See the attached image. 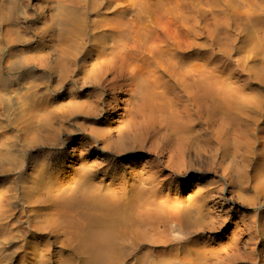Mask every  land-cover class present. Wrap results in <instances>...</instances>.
Returning a JSON list of instances; mask_svg holds the SVG:
<instances>
[{"label":"bare ground","instance_id":"obj_1","mask_svg":"<svg viewBox=\"0 0 264 264\" xmlns=\"http://www.w3.org/2000/svg\"><path fill=\"white\" fill-rule=\"evenodd\" d=\"M50 10L41 65L46 83L41 94L35 85L23 95L29 105L17 130L22 139L52 144L56 132L71 133L66 124L73 121L86 136L68 152L71 174L47 153L29 185L9 182L0 190V264H194L192 235L212 229L221 211L218 202L207 204L221 189L209 181L216 186L204 195L170 193L193 186L189 179L177 182L193 169L192 152L199 163L205 156L198 170L223 176L264 156V0H54ZM8 36L4 30L0 41L9 43ZM194 58L199 63L189 64ZM4 82L0 69V116L16 94ZM124 93L125 100L118 96ZM120 110L131 127L116 138L92 125ZM0 137L6 138L1 121ZM91 139L102 145L94 151L113 155L149 141L158 156L140 170L134 153L121 166L89 163L91 151L81 148ZM159 140L169 147L161 150ZM9 159L0 154V172L14 166ZM18 197L31 207L26 221L11 209ZM24 235L30 239L11 250ZM251 254L245 255L253 260ZM236 256L242 258L231 252Z\"/></svg>","mask_w":264,"mask_h":264},{"label":"rangeland","instance_id":"obj_2","mask_svg":"<svg viewBox=\"0 0 264 264\" xmlns=\"http://www.w3.org/2000/svg\"><path fill=\"white\" fill-rule=\"evenodd\" d=\"M54 0H0V34L4 30L9 31V43L0 41V69L5 78V85L9 83L8 89L15 90L16 94L13 98L11 109L0 116V121L5 130L6 138L0 137V154H6L10 159H14V166L7 163V172H0V190L9 187V182L14 183L16 188L24 183L30 184L32 171L36 168L37 163L42 162L48 154H52V162H60L61 172L68 174L71 172L68 163V152L71 145L78 142L83 136H86L83 128H72L70 125L73 121H69L66 125L71 130L55 133V141L47 144H37L33 142L32 137L22 139L17 130L19 116L25 112L26 106L29 105L28 93L33 90V86H37V92L41 94L46 83V74L41 67L44 65V55L46 52V32L50 24V7ZM212 9H218L220 4L205 5ZM90 20H97V17L91 16ZM234 35L235 31H231ZM92 46L89 44L87 47ZM198 50L194 49L190 55L196 54ZM209 52L205 50V58ZM232 61L239 58L237 55L231 56ZM199 60L194 58L189 64L196 65ZM12 65H26L20 69L12 70ZM36 89V88H34ZM87 92L86 89L81 94ZM27 95V96H23ZM119 98L125 100L126 93L118 95ZM21 113V114H20ZM20 114V115H19ZM142 110H138V116L142 119ZM15 118L16 125L12 123ZM17 119V121H16ZM94 128L109 131V135L114 139L119 130L124 127H131V123L126 118L125 113L120 110L115 115H101L97 118ZM42 137L46 134L45 127ZM41 132V131H40ZM27 137V136H26ZM90 144H85L83 148L91 151L89 163H95L102 159L113 162L116 166L128 163L127 158L131 153L136 155L134 158L137 162L136 170H140L142 163L146 160L156 158L157 151L150 150L149 141L145 142L142 149L127 151L121 155H113L111 152L94 151L102 145L100 142H94L91 139ZM160 149L169 147L163 140H159ZM80 149V150H81ZM195 162L192 170L178 176L177 182L187 179L193 181L192 187L180 185L176 191H172L170 196L186 199L199 192L204 195L208 188L215 185H209V181L218 182V188L221 191L214 193L209 199L207 206L211 208L214 203L218 202V211L221 213L217 216L213 215L212 229L199 231L192 236L194 243L191 245L194 264H262L264 254V156H255L254 160L241 171L240 174L226 175L216 169L210 173L205 172L202 166L198 170V164L205 163L204 154L201 163L197 162V154L190 153ZM131 158V157H130ZM167 154L165 152L159 155V159L165 161ZM124 160V161H123ZM65 163V165H63ZM75 164H78L77 162ZM74 166L76 167L77 165ZM203 165V164H202ZM36 170V169H35ZM71 174V173H70ZM164 172L161 176L168 175ZM99 178L102 176L98 174ZM22 179V182H20ZM97 181V180H96ZM108 182V180L106 181ZM176 193V194H174ZM238 196L241 198L239 199ZM223 199V200H222ZM11 209L18 218L26 221L31 213V207L26 205L24 201L18 197L11 202ZM221 204V205H220ZM216 212V210H214ZM23 226H27L23 224ZM26 231V229H25ZM28 240L26 235L15 238L11 245V250H17L22 240ZM231 252L240 254L242 258L230 257ZM252 253L253 260L246 257L245 254ZM22 254L18 255L19 258Z\"/></svg>","mask_w":264,"mask_h":264}]
</instances>
